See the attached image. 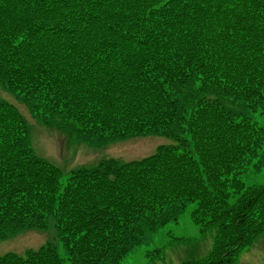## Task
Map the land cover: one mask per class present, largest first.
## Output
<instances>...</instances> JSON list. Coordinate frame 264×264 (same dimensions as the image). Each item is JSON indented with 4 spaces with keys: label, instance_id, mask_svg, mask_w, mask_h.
I'll return each mask as SVG.
<instances>
[{
    "label": "trees",
    "instance_id": "1",
    "mask_svg": "<svg viewBox=\"0 0 264 264\" xmlns=\"http://www.w3.org/2000/svg\"><path fill=\"white\" fill-rule=\"evenodd\" d=\"M0 83L78 140L176 141L65 175L0 100V240L53 220L59 241L0 264H120L185 213L216 234L180 264H232L264 229V184L242 177L264 146V0H0Z\"/></svg>",
    "mask_w": 264,
    "mask_h": 264
},
{
    "label": "rangeland",
    "instance_id": "2",
    "mask_svg": "<svg viewBox=\"0 0 264 264\" xmlns=\"http://www.w3.org/2000/svg\"><path fill=\"white\" fill-rule=\"evenodd\" d=\"M0 98L17 106L18 113L23 119L25 127L29 130L27 144L32 153L36 157L58 167L65 175L77 169L93 168L102 159L110 158L109 161L113 163L138 160L152 155L162 145L170 146L176 143L175 139L161 134H143L139 137L128 136L102 142L78 140L70 133L61 131L57 126L49 123L45 124L34 118L28 107L22 101H18L11 93L5 91L1 84ZM255 117L264 126V114ZM258 162L264 165V146L263 152H258V157L251 160L248 165L249 169L243 173L242 177L245 182L255 185L264 184V169L257 173L254 172ZM52 225L53 220H50V228L46 231L32 228L22 230L17 234L10 235L7 239L0 240V254L8 251L22 254L28 249L40 247L47 239H53L59 244L56 231L51 227ZM215 234V226H211L205 232L199 234L198 226L185 213L180 216L177 223H166L160 226L157 231L146 233L143 242L120 264H146L148 257L145 255L147 252L162 247L164 249L151 264H180L193 257L201 258L211 251ZM263 236L264 229L243 249L244 251L242 250L243 253L258 238H263ZM262 242L264 243L263 239ZM59 250H61L60 246ZM248 258L253 261L254 255H250Z\"/></svg>",
    "mask_w": 264,
    "mask_h": 264
},
{
    "label": "crops",
    "instance_id": "3",
    "mask_svg": "<svg viewBox=\"0 0 264 264\" xmlns=\"http://www.w3.org/2000/svg\"><path fill=\"white\" fill-rule=\"evenodd\" d=\"M263 238H258L253 245L251 244L248 249L241 255H239V258L236 262L233 264H264V243L262 242ZM256 253L254 254V252ZM258 252V253H257ZM254 255L253 261L249 260V256Z\"/></svg>",
    "mask_w": 264,
    "mask_h": 264
}]
</instances>
